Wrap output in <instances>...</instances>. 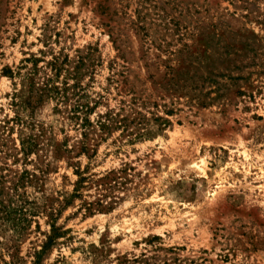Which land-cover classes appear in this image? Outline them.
<instances>
[{
    "label": "rangeland",
    "instance_id": "obj_1",
    "mask_svg": "<svg viewBox=\"0 0 264 264\" xmlns=\"http://www.w3.org/2000/svg\"><path fill=\"white\" fill-rule=\"evenodd\" d=\"M141 254L264 264V0H0V264Z\"/></svg>",
    "mask_w": 264,
    "mask_h": 264
},
{
    "label": "trees",
    "instance_id": "obj_2",
    "mask_svg": "<svg viewBox=\"0 0 264 264\" xmlns=\"http://www.w3.org/2000/svg\"><path fill=\"white\" fill-rule=\"evenodd\" d=\"M59 91L60 90L55 86L44 85L43 88L35 90V98L38 102H40L43 98H55V97L60 98L62 96H59V94H60ZM77 109L78 108H76V109L74 108L73 113H77L78 112ZM85 114H86V112H85ZM72 119L77 120L78 117L76 116V117H73ZM81 121H82L81 126L84 127L83 129H86V127L91 126L87 119L82 118ZM127 122H128V120L126 118H119L117 114L114 116H112L111 114H106L104 116L103 121L100 120L97 122V127L99 128L100 133L108 134L113 129H122L123 131L125 129V131H126L127 127H128ZM87 131H88V129H87ZM81 150H83V149H81ZM107 180H108V177L104 176L101 179L102 183L99 185L104 186L107 189H111V186H109V185L111 182L115 181V178H110L108 180V182L106 183ZM83 182H85V178L79 177V179L75 185L74 193H76L80 188H82ZM110 204L111 203L103 205L99 201L97 203H84V209L90 214L91 210L93 209V206L96 207V209H95L96 211H102V210H110L111 209ZM51 232H52V235H50L48 237V242H51L55 238L59 237L58 231L54 228V225H51ZM158 240H160L158 237H152V238L148 239L147 244L151 245L153 242H156ZM116 261H117V264H166V262H164V261H160V263H159L158 262L159 260H157L156 257H148V256H146V254H141L138 257H132L130 259H128L126 256H121V257L117 258Z\"/></svg>",
    "mask_w": 264,
    "mask_h": 264
},
{
    "label": "bare ground",
    "instance_id": "obj_3",
    "mask_svg": "<svg viewBox=\"0 0 264 264\" xmlns=\"http://www.w3.org/2000/svg\"><path fill=\"white\" fill-rule=\"evenodd\" d=\"M200 172H201V174H203L204 173V171H203V169H201V167L200 166H195ZM197 170V171H198Z\"/></svg>",
    "mask_w": 264,
    "mask_h": 264
}]
</instances>
